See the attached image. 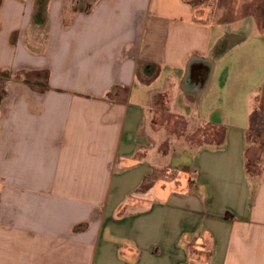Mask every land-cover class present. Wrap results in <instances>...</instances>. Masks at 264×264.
Instances as JSON below:
<instances>
[{
  "label": "crops",
  "instance_id": "crops-1",
  "mask_svg": "<svg viewBox=\"0 0 264 264\" xmlns=\"http://www.w3.org/2000/svg\"><path fill=\"white\" fill-rule=\"evenodd\" d=\"M35 1L0 0V264H264V0Z\"/></svg>",
  "mask_w": 264,
  "mask_h": 264
},
{
  "label": "rangeland",
  "instance_id": "rangeland-1",
  "mask_svg": "<svg viewBox=\"0 0 264 264\" xmlns=\"http://www.w3.org/2000/svg\"><path fill=\"white\" fill-rule=\"evenodd\" d=\"M90 3V0H73V4L75 5V8L77 9H85L87 5ZM239 48V47H238ZM235 48L231 47L230 49H227L226 55L224 54L222 58L226 56L229 60L230 65V70L228 72V75L231 76L234 73H236V65H237V60L239 59L240 54L246 53V54H252L253 52V47L251 44H246L244 45V48ZM261 52L263 51L260 49ZM228 65V68H229ZM252 65L251 63L246 62L243 66L244 70L242 71L240 69L239 74V69L237 72V75H240V77L243 79L247 75V79L245 78V91L253 90V95H251L252 98H250L249 106L251 110H254L256 108L259 110V108L264 109V68L261 66L259 67H253L254 72L252 71ZM248 77H250L248 79ZM256 98V100H253V98ZM259 100V105L255 106V102ZM162 103V102H161ZM160 104V103H159ZM164 109V108H163ZM162 110V109H161ZM165 110H167L165 108ZM192 111L193 109H189ZM163 111V110H162ZM204 111V109H203ZM224 111V110H223ZM223 111L217 110L215 111V114L210 117L212 123H217V122H229L230 121V113H224ZM256 111V110H255ZM190 116L196 117L198 115L197 111L196 113H189ZM183 116L185 115H176V114H170L165 111L161 113H157L155 115V121L157 122L158 125H161L163 130L161 131L163 134H165V130L169 134H175L181 135L182 137H185L187 141L190 143H197V144H202L203 142H208L211 141H219L221 138V133L220 130H217L215 128H212L210 126H205V125H200L198 123L192 122L187 119H185ZM255 117L254 114L251 115V123L252 119ZM253 119V122H256V126L254 127L255 129L252 130L251 136L253 140H258L260 138H263L264 136V116H261V118ZM259 124V125H258ZM258 125V126H257ZM190 127V128H189ZM257 127V128H256ZM173 139V138H172ZM175 141V140H174ZM249 170L252 171V168H249ZM256 180L252 179L251 182L253 186H255L254 182Z\"/></svg>",
  "mask_w": 264,
  "mask_h": 264
},
{
  "label": "trees",
  "instance_id": "trees-1",
  "mask_svg": "<svg viewBox=\"0 0 264 264\" xmlns=\"http://www.w3.org/2000/svg\"><path fill=\"white\" fill-rule=\"evenodd\" d=\"M46 4H47V0H36L35 1L37 18L42 19V14L45 11Z\"/></svg>",
  "mask_w": 264,
  "mask_h": 264
}]
</instances>
